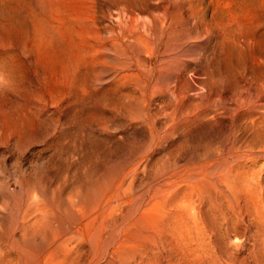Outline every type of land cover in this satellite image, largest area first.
I'll return each mask as SVG.
<instances>
[{"label": "rangeland", "instance_id": "rangeland-1", "mask_svg": "<svg viewBox=\"0 0 264 264\" xmlns=\"http://www.w3.org/2000/svg\"><path fill=\"white\" fill-rule=\"evenodd\" d=\"M150 147L158 176L216 155L264 188V0H0V262L28 183L73 199Z\"/></svg>", "mask_w": 264, "mask_h": 264}, {"label": "bare ground", "instance_id": "bare-ground-1", "mask_svg": "<svg viewBox=\"0 0 264 264\" xmlns=\"http://www.w3.org/2000/svg\"><path fill=\"white\" fill-rule=\"evenodd\" d=\"M218 159L158 176L150 147L62 202L41 181L25 184V206L13 216L24 247L0 264H235L242 241L264 234V188L236 172L235 160Z\"/></svg>", "mask_w": 264, "mask_h": 264}]
</instances>
